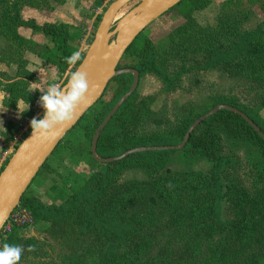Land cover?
I'll list each match as a JSON object with an SVG mask.
<instances>
[{
  "label": "trees",
  "instance_id": "1",
  "mask_svg": "<svg viewBox=\"0 0 264 264\" xmlns=\"http://www.w3.org/2000/svg\"><path fill=\"white\" fill-rule=\"evenodd\" d=\"M66 2L0 0V62L16 68L15 78L0 72L5 107L16 109L14 101L18 98L28 100L26 113L39 107L41 92H30L29 84H38L40 80L28 69L30 61L26 54L41 59L43 66L55 70L57 75H67L64 84L82 62L85 51L81 49L79 27L60 21L38 24L35 19L23 17L26 6L53 10L55 4ZM211 3L212 0H183L168 12L185 21L162 46L167 50L159 51L144 31L128 48L119 68L137 70L140 79L145 74H155L164 83L166 91L175 87L182 74L217 68L228 77L242 81L248 93L258 97L257 101L243 104L237 97L218 95L211 100L208 109L175 131L138 137L131 134V130L140 122L144 125L140 118L151 119L154 112L150 110L152 97L140 102L138 108L134 106L137 89L100 133L96 146L99 158L117 157L137 147L179 145L190 126L220 104L246 114L264 133L261 115L264 98L260 94L264 92V30L259 27L241 31V22L224 23L230 18H223L215 27H201L194 14L207 9ZM262 7L264 10V2ZM21 29L30 31V35L24 36ZM37 35L44 41L38 42ZM75 51L80 52V60L73 65L67 64L65 58ZM172 57L182 61L173 75L166 70ZM113 83L116 87L106 100L104 97ZM132 83L133 75L130 74L115 78L102 99L59 146L68 136L80 132L91 148L98 127ZM7 131L15 134L18 125L10 122ZM225 142L232 148L230 151L243 150L253 160L251 188L247 189L242 182L231 178V170L237 168L239 162L224 154ZM58 149L46 161L20 202L21 207L33 214L35 225H43L44 232L54 242L66 244L76 253L86 250V255L96 257L95 264H264V252L256 253L257 247H264V139L235 112L221 110L202 122L182 150L139 152L108 164L89 155L99 168L78 181L60 203L52 194L57 187L46 191L50 202L31 192L34 182L50 173V160ZM172 153H180L188 160L204 159L211 168L205 175L190 170L185 179L181 173L166 176ZM132 169L140 170L145 179L123 182L122 175ZM202 196L207 205L198 215L192 216L189 208L195 210L194 204ZM223 202H227L231 214L224 220L221 219ZM165 217L170 218V223L160 227L159 223ZM213 228L225 232L226 238L219 247L209 248L206 243L210 242ZM41 240L34 236L24 237L16 229L6 243L22 247L21 261L49 264L43 261L47 243Z\"/></svg>",
  "mask_w": 264,
  "mask_h": 264
},
{
  "label": "rangeland",
  "instance_id": "2",
  "mask_svg": "<svg viewBox=\"0 0 264 264\" xmlns=\"http://www.w3.org/2000/svg\"><path fill=\"white\" fill-rule=\"evenodd\" d=\"M113 1L115 0H105L103 2H98V0H67L64 5L55 4L53 10H39L26 6L23 8V17L25 19H35L38 24L60 21L79 27V35L82 37L81 49L86 52L94 39L99 25V19L103 17L106 9ZM263 2L264 0H212L211 5L207 9L195 12L194 17L201 27H215L222 22L223 18H230L227 20L228 22L224 23L233 24L241 22V31H253L259 27L264 30ZM135 4L136 2L133 6ZM184 21L183 18H178L174 13L165 14L150 24L145 30V35L154 42L159 51H163L164 48L162 46L166 45L169 41V35L179 25L184 23ZM20 32L27 37L30 35V31L28 30L21 29ZM38 36H35V38L38 39ZM29 54H26L27 59ZM35 58L38 59L41 65L37 67L34 64H29L28 69L36 74L40 82L38 84H29V91L36 94V91L41 92L42 90H46L53 83L58 88H62L65 85L64 81L67 75H57L55 70L44 67L41 59L38 57ZM181 63L180 58L172 57L169 59L168 67H166L167 73L173 75L176 69L181 66ZM10 69H14L11 77L15 78L16 68L11 66ZM0 79H2L1 76ZM115 87L116 85L113 83L104 99L109 100ZM260 94L264 98V92ZM218 95L237 97L243 104L252 103L251 100L255 102L258 99V97L250 92L248 93L247 86L242 81L228 77L227 74L217 68L197 69L182 74L175 87L167 91L165 90L164 83L158 76L152 73L145 74L140 80L137 94L134 97V106L138 108L140 102L152 97L153 102L150 105V110L154 113L151 119L141 117L140 120L144 125L140 122L136 129L131 130V134H136L138 137L143 135L157 136L170 133L172 130L175 131L184 122L192 120V118L208 109L211 100ZM42 111L43 109L41 107H35L28 113L23 114L20 122L21 126L18 128V131L28 128L27 132L29 133L31 119L34 117L39 118ZM261 115L264 118V109L261 110ZM65 141L64 144L59 146L58 152L50 160L52 167L50 173L43 174L31 187V192L43 197L48 202H50V197L46 195L47 189H52L53 186L57 187V189L52 191V194L53 199L57 203H60L67 197L78 181L89 177L95 168H99L95 166L91 160V156H89L92 155V145L91 148L88 147V143L84 140L80 132H74ZM231 149L229 144L225 142L224 154L239 162V166L231 170V178L233 177L234 180L242 182L243 186L249 189L252 187L251 179L254 176L251 169L253 160L248 158L245 151L237 152L234 150L235 152H233L230 151ZM210 166L211 164L204 159L196 157L188 160L180 153H172L169 156V163L166 169L169 175L167 174L166 176H174L175 173H181L185 175V179L188 178L190 170L194 171V173H202L205 175L211 168ZM144 179V174L138 169L128 170L122 175L123 182ZM206 205L207 201L202 196L195 202V210L189 208L192 216L198 215ZM221 211L222 220L230 217L231 214H229L227 202L222 203ZM169 223L170 218L165 217L159 224L160 227H166ZM44 228L43 225H34L24 231V237L34 236L47 243L45 246L47 253L43 255V261L45 263H96V257L89 254L86 255V250L76 253L73 250L74 248L51 240L44 232ZM210 237V242L206 243V246L211 248L213 245H218L219 247L221 244H224L226 233L218 232V229L213 228ZM209 251L210 249L206 251V254ZM263 252L264 247H257V254L260 255ZM18 264H29V262L19 260Z\"/></svg>",
  "mask_w": 264,
  "mask_h": 264
},
{
  "label": "water",
  "instance_id": "3",
  "mask_svg": "<svg viewBox=\"0 0 264 264\" xmlns=\"http://www.w3.org/2000/svg\"><path fill=\"white\" fill-rule=\"evenodd\" d=\"M182 1L115 0L109 5L99 22L94 39L85 52L82 62L75 69V71L86 73L89 88L83 101L75 109L74 121L69 125L54 129L46 137L39 134L31 137L32 132L30 130L0 172V231L12 212L20 205L22 197L46 161L86 113L102 99L110 83L119 76L131 74L134 80L128 92L122 96L100 124L93 138L92 155L100 163L108 164L120 161L139 152L182 150L198 125L221 110H229L242 116L264 139V133L246 114L229 105L220 104L195 121L179 145L139 147L130 149L117 157L106 159L98 157L96 146L100 133L121 106L135 93L140 83V74L137 70L119 68L122 58L135 39L150 24ZM135 2L136 4L133 6ZM125 8L130 9L125 15L118 18L119 13Z\"/></svg>",
  "mask_w": 264,
  "mask_h": 264
},
{
  "label": "clouds",
  "instance_id": "4",
  "mask_svg": "<svg viewBox=\"0 0 264 264\" xmlns=\"http://www.w3.org/2000/svg\"><path fill=\"white\" fill-rule=\"evenodd\" d=\"M80 58V52L75 51L66 57L65 60L67 64L73 65ZM88 88L86 73L73 71L66 85L62 88H58L53 83L46 90H42V94L38 98V105L43 111L40 118L34 117L30 121L31 137L37 134L46 137L54 129L73 122L76 116L75 109L83 101ZM3 100L4 94L0 93V110L6 109ZM14 102L17 108V118L29 110L28 100L25 101L23 98H18ZM0 129L3 128L0 127ZM22 252L23 249L18 244H0V264H18Z\"/></svg>",
  "mask_w": 264,
  "mask_h": 264
},
{
  "label": "crops",
  "instance_id": "5",
  "mask_svg": "<svg viewBox=\"0 0 264 264\" xmlns=\"http://www.w3.org/2000/svg\"><path fill=\"white\" fill-rule=\"evenodd\" d=\"M35 39L38 42L43 41L40 35L38 36V39L37 38ZM35 57L36 56H34L33 54L28 55L30 65L34 64L38 67V65L40 66L41 64L39 63L38 59ZM13 70L14 69L11 70L10 67H8L7 65L0 63V72H5L8 75H13V72H14ZM0 93H3L5 96V93L1 90V88H0ZM3 104H4V100H3ZM21 119H22V116L17 118V108L10 109L6 107L5 110H0V127L4 129V130L0 129V168L1 170L4 168V166L7 164L8 160L14 153L15 148H16V143H17L16 138L19 139V136L21 135V132L23 130V129H20L15 134H10L7 131L8 124L10 122H14L15 124L18 125V128H20ZM25 129H28V128H25Z\"/></svg>",
  "mask_w": 264,
  "mask_h": 264
},
{
  "label": "built area",
  "instance_id": "6",
  "mask_svg": "<svg viewBox=\"0 0 264 264\" xmlns=\"http://www.w3.org/2000/svg\"><path fill=\"white\" fill-rule=\"evenodd\" d=\"M29 130H31L29 128ZM30 132V131H29ZM28 134L27 129L22 130L19 139L16 138V148L21 143V141L26 137L25 135ZM24 138L22 139V137ZM15 148V150H16ZM1 171V168H0ZM33 214L26 208L21 207L20 205L12 212L9 219L3 226L2 230L0 231V244L6 243L9 237L13 234V232L19 229L23 234L28 228L35 225L34 223Z\"/></svg>",
  "mask_w": 264,
  "mask_h": 264
},
{
  "label": "bare ground",
  "instance_id": "7",
  "mask_svg": "<svg viewBox=\"0 0 264 264\" xmlns=\"http://www.w3.org/2000/svg\"><path fill=\"white\" fill-rule=\"evenodd\" d=\"M128 9H129V8H125V9H123V10L119 13L118 18H120L121 16L125 15V14L127 13Z\"/></svg>",
  "mask_w": 264,
  "mask_h": 264
},
{
  "label": "flooded vegetation",
  "instance_id": "8",
  "mask_svg": "<svg viewBox=\"0 0 264 264\" xmlns=\"http://www.w3.org/2000/svg\"><path fill=\"white\" fill-rule=\"evenodd\" d=\"M125 69H126V68H125ZM127 75H128V74H127ZM130 75H131V74H130ZM133 80H134V78H133ZM140 80H141V79H140ZM125 94H126V93H125ZM121 98H122V97H121ZM121 98H120V99H121Z\"/></svg>",
  "mask_w": 264,
  "mask_h": 264
}]
</instances>
